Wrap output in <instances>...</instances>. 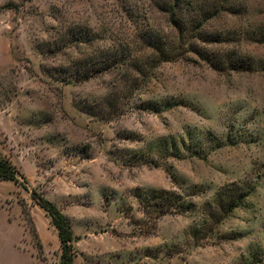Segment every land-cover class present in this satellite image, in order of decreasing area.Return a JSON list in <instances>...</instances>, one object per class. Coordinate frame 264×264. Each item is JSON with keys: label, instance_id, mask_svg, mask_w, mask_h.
<instances>
[{"label": "rangeland", "instance_id": "1", "mask_svg": "<svg viewBox=\"0 0 264 264\" xmlns=\"http://www.w3.org/2000/svg\"><path fill=\"white\" fill-rule=\"evenodd\" d=\"M114 46L139 71L62 77ZM0 157V264L60 262L32 190L74 264H264V0H0Z\"/></svg>", "mask_w": 264, "mask_h": 264}, {"label": "trees", "instance_id": "2", "mask_svg": "<svg viewBox=\"0 0 264 264\" xmlns=\"http://www.w3.org/2000/svg\"><path fill=\"white\" fill-rule=\"evenodd\" d=\"M4 7L12 8L8 4H6ZM176 12L177 11L175 10L174 13ZM177 18L180 19L179 16ZM76 35L80 39L87 41V37L84 32ZM59 39V44H67L71 41V37L68 34H65ZM119 47H108V49H106L104 52L100 51L101 54L96 55L91 61L81 59L72 62L71 66L63 68L60 73H62V77L66 79L74 81H85L96 76L101 72L109 71L110 69L116 67H126L128 68V70L131 69L132 71H139L135 68L136 64L135 62H133V59L127 53L126 50L123 51L122 55H119V52L121 51ZM59 78L60 77H58V79ZM20 178L23 179V176L15 167V165L11 162V160L8 158L0 157V180L11 181L17 184ZM166 195H168V197ZM169 195L170 193L164 190L156 192L155 194L151 195V197L155 198V201L158 203L159 206L171 207V195ZM247 196L248 194L240 195L239 200H237L236 202L235 200H229V202L227 203L228 208L223 207L224 211L227 213L231 212L239 205L238 201L243 200ZM32 197L36 201V203L47 213V215L51 219V223L57 230L61 248L59 264H74V258L77 253L76 248L74 246L76 236L74 235L71 221L60 211V209L54 203L38 194L35 190H32Z\"/></svg>", "mask_w": 264, "mask_h": 264}]
</instances>
